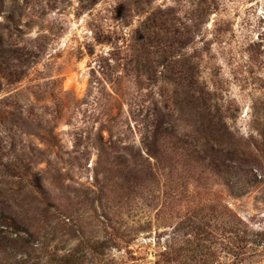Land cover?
<instances>
[{
    "label": "rangeland",
    "instance_id": "374dc122",
    "mask_svg": "<svg viewBox=\"0 0 264 264\" xmlns=\"http://www.w3.org/2000/svg\"><path fill=\"white\" fill-rule=\"evenodd\" d=\"M0 264H264V0H0Z\"/></svg>",
    "mask_w": 264,
    "mask_h": 264
}]
</instances>
